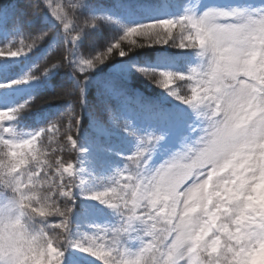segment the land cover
I'll return each instance as SVG.
<instances>
[{"label":"snow or ice","instance_id":"1","mask_svg":"<svg viewBox=\"0 0 264 264\" xmlns=\"http://www.w3.org/2000/svg\"><path fill=\"white\" fill-rule=\"evenodd\" d=\"M0 264H264V0L0 2Z\"/></svg>","mask_w":264,"mask_h":264},{"label":"trees","instance_id":"2","mask_svg":"<svg viewBox=\"0 0 264 264\" xmlns=\"http://www.w3.org/2000/svg\"><path fill=\"white\" fill-rule=\"evenodd\" d=\"M0 2L3 3H15V0H0ZM103 2H107V0H103ZM173 3H178V0H172ZM43 25L40 24L38 27H42ZM106 33H101V35H98L95 37V39L98 42H101L104 38ZM89 42H85V47L82 49V51H86L87 46ZM48 44H42L40 48V52H38L36 55L39 56L41 55L45 50H47ZM166 46H157L156 48L153 49H143L140 50L141 56L142 57H147V58H154L156 55L159 54L160 51L164 50ZM168 51L174 53V54H179L183 52L184 50L181 49H169ZM62 55V48L58 49L54 52H52L49 55V60L48 62H54L56 59H58ZM35 59V56L33 57ZM43 63H41V67H43ZM107 72V69L105 70ZM56 83L57 84H62L65 88H70L71 83L68 81L67 76L64 74L63 71H61L60 75L56 78ZM135 87L137 90L144 96L147 97H152L154 98L157 94V90H155L153 87H150L147 83L143 82L142 80L136 81L135 82ZM60 89L59 87L53 88L50 87L44 91H42L36 98L33 106V114L27 121L29 125L36 126L37 121L41 119L44 115H47L49 113H54L58 109L62 108L68 101V97H64L62 95H59ZM92 95H95V90H93ZM129 114L132 116H135L137 120H141L142 116L141 114L137 111V109L134 106H129ZM85 129L87 130V124H85ZM113 146L115 148H123V145L120 143V141L116 138H113L111 141L106 142L105 146ZM64 159L71 160L75 162V153L73 152H68L65 151L64 153Z\"/></svg>","mask_w":264,"mask_h":264},{"label":"rangeland","instance_id":"3","mask_svg":"<svg viewBox=\"0 0 264 264\" xmlns=\"http://www.w3.org/2000/svg\"><path fill=\"white\" fill-rule=\"evenodd\" d=\"M208 3H214L217 2V0H207Z\"/></svg>","mask_w":264,"mask_h":264}]
</instances>
